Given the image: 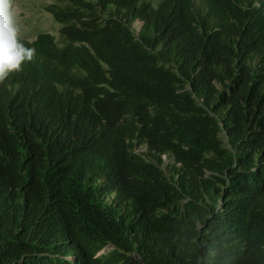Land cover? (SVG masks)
Masks as SVG:
<instances>
[{
	"label": "trees",
	"instance_id": "1",
	"mask_svg": "<svg viewBox=\"0 0 264 264\" xmlns=\"http://www.w3.org/2000/svg\"><path fill=\"white\" fill-rule=\"evenodd\" d=\"M42 7L0 82V264H264V0Z\"/></svg>",
	"mask_w": 264,
	"mask_h": 264
},
{
	"label": "clouds",
	"instance_id": "2",
	"mask_svg": "<svg viewBox=\"0 0 264 264\" xmlns=\"http://www.w3.org/2000/svg\"><path fill=\"white\" fill-rule=\"evenodd\" d=\"M34 50L27 48L20 42V29L11 0H0V82L4 81L11 73L22 70V64L33 58ZM165 162V163H164ZM162 163L166 164V157L162 155ZM108 248L109 247H105ZM103 248L99 253L106 252ZM133 258L139 259L137 253H132ZM68 261L73 258L65 256Z\"/></svg>",
	"mask_w": 264,
	"mask_h": 264
},
{
	"label": "rangeland",
	"instance_id": "3",
	"mask_svg": "<svg viewBox=\"0 0 264 264\" xmlns=\"http://www.w3.org/2000/svg\"><path fill=\"white\" fill-rule=\"evenodd\" d=\"M51 1L21 0L20 6L19 0H16L13 11L20 29V36L31 40L40 30L57 34L58 24L52 20L51 16L42 7L46 2L49 3ZM136 28H139V25L136 24ZM107 250L108 248H105L103 251Z\"/></svg>",
	"mask_w": 264,
	"mask_h": 264
}]
</instances>
